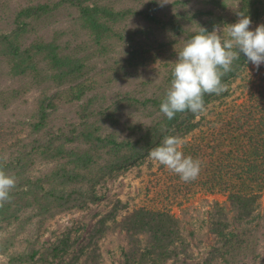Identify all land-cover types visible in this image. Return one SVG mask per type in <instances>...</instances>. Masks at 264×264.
<instances>
[{
    "label": "rangeland",
    "instance_id": "obj_1",
    "mask_svg": "<svg viewBox=\"0 0 264 264\" xmlns=\"http://www.w3.org/2000/svg\"><path fill=\"white\" fill-rule=\"evenodd\" d=\"M216 1L169 0L161 6L158 0H84L81 3L80 0H0V39L22 33V52L40 43L48 51L56 47L61 56L69 53L88 59L84 77L44 83L36 70H29L27 76H13L10 64L0 63V163L10 166L15 159L28 161V156H22L24 151L32 150L37 142L43 146L42 150L53 143L50 155L40 152L45 157L34 160L29 180L49 178L40 189L41 194L75 190L87 201L82 208L54 207L42 213L39 206H25L14 215L3 214L0 221L14 217L0 222V264H66L75 250L89 239L99 220L112 210H119L117 221H120L134 209L153 204L168 208L179 220L184 244L189 246L168 264H264V196L254 217L241 222L238 211L225 195H211L201 187L189 193V186L185 187L178 175L152 161L148 154L134 159L135 151L125 148L116 156L113 145L105 148L103 143L87 144L85 140L91 133L101 140L112 137L118 143H132L150 131L156 138L160 137L155 147L169 135L185 141L182 152L186 147L213 145L215 134L225 125L223 119L251 102L252 85L257 79V68L252 63L246 62L234 77L222 82L226 89L223 93L205 99L206 113L199 117L190 112L168 127L166 116L150 100L165 97L177 53L201 27L211 32L217 26L226 28L238 22L240 13L247 15L246 0ZM261 1L264 6V0ZM96 6L116 13L127 10L134 13L114 25L118 35L107 41L109 52L104 57L95 51L94 32L90 30L94 25L87 21L86 8ZM36 8L39 14L21 16L22 12ZM155 8L153 14L160 22L159 27L146 17ZM260 8L259 17H250L251 30L264 24V7ZM196 13L199 14L195 16ZM105 23L112 26L110 22ZM140 31L145 34L134 40L133 35ZM50 43L54 47H49ZM4 54L0 48V60ZM41 61H37L38 68L47 70V60ZM44 99L54 110L48 111L46 128L35 133L39 104ZM137 127L138 135L133 133ZM71 132L75 141L68 143L62 135L69 136ZM71 151L82 156L88 154L90 164L79 165L75 157L66 154ZM131 153V160L120 159ZM76 166L79 168L75 182L63 184L69 182V172L61 182L55 180L61 169L72 171ZM110 166L124 167L112 174L101 171ZM41 198L47 203L45 197ZM222 210L229 232L235 235L233 247H225L212 233L213 223L222 219ZM114 224L109 222L110 230L102 228L95 238L101 264H126L124 252L129 249V240ZM141 239L146 245L147 238ZM58 242L71 250L66 255H54L51 250ZM254 248L257 258L247 255ZM48 253L51 254L47 257Z\"/></svg>",
    "mask_w": 264,
    "mask_h": 264
},
{
    "label": "trees",
    "instance_id": "obj_2",
    "mask_svg": "<svg viewBox=\"0 0 264 264\" xmlns=\"http://www.w3.org/2000/svg\"><path fill=\"white\" fill-rule=\"evenodd\" d=\"M82 1L84 0H80V3ZM208 1L218 3L216 0ZM259 1L260 2L256 0H246L248 8L247 10L245 9V13L247 16H260V7L264 6L262 5V1ZM88 9L89 8H86V14L88 16L87 21L91 25H94V28L90 30L94 32L95 51L100 57L107 56L109 52V48L107 49V43L109 42L107 41H109V39L113 40V38L118 35L114 32V25L117 22L131 17L134 13L132 10L116 13L114 12L115 10H105L99 6L90 10ZM156 10L155 8L153 12H149L146 17L148 22L159 27L160 22L153 14ZM39 12V8L29 9L22 12L21 16L36 15L39 14ZM198 14L199 13H196L195 16ZM105 22H110L112 26L110 27ZM177 29H179L178 26ZM177 31H180V29ZM144 34V31H140L136 35H133V38L135 40L138 35ZM99 35L106 36L101 38ZM119 35L121 34L119 33ZM21 36L22 33H19L14 36H7L0 39V48L5 53L0 63L8 62L10 64V73L13 76H27L29 70H36V74L43 78L42 83H44L45 81L51 80L60 82L69 77L80 79L87 73L88 67L86 65V60L88 59L86 57L81 59L76 54L73 56L69 53L61 56L58 54L59 50L56 47L48 51V47L38 43L31 45L22 52V45L20 42ZM96 37L101 39L96 40ZM48 46L54 47V43H50ZM43 53L45 56L42 55ZM38 60L39 62L41 60H47L48 69L41 68L40 70L37 66L39 63H37ZM246 62L247 58L241 56L239 60L234 62L233 70L224 75L222 82L225 79L234 77L238 69ZM256 74L257 79L252 85L250 104L238 107V109L233 110L232 115L230 113L229 116L223 119L225 125L220 129L219 133L217 132V134H215L213 145L209 144L205 148H201L200 146L198 148L186 147L185 150H183L186 156H191L201 162V171L198 178L193 182L185 183V187L187 185L189 186V193L197 190V187H201V190L206 189L211 195H225L230 204L238 211L239 220L241 222L249 221L254 217V214L260 209V202L264 196V64L259 67ZM40 83L41 82H38L37 84L40 85ZM212 95H205L204 100ZM164 98L165 97L160 100L150 101L154 107L160 109V104ZM150 101L147 103H150ZM48 103L49 102L44 99L39 104L37 112L38 122L34 129L35 133H40L46 128L49 117L48 111L54 110V106ZM187 113L190 112L178 113L172 120H168L166 117V125L168 127L175 125V123H178L181 117ZM138 129V127L134 128L133 133L137 134ZM156 136L157 135L148 131L136 142L131 143L127 141L118 143L112 137L101 140L99 137L93 136V134L90 133L85 136V140L87 144H94L95 142H97V144L103 143L105 148L113 145L112 151L116 156H118L123 149L131 148V151H135V159L145 157L148 151L155 147L156 143H160V137L156 138ZM62 139L68 140V143H73L75 141L73 132H71L69 136L64 133ZM52 144L53 143H49L47 149L42 150L43 146L39 145L37 142L32 147V150L24 151L22 156H28L29 162L27 159L24 160L25 163L22 162L21 159H15L9 164L10 166L0 163V168L8 175L14 176L17 181L15 188L10 194V201L5 203L3 207H0V217L7 212H9L10 215H14L25 206H39L42 213H48L49 208L54 207L71 209L85 206L87 201L81 192L75 190L50 191L48 193L46 192V194H41L40 189L43 188L44 183H46L49 178L38 179L35 182L29 180V174H32V168L35 165L34 160L36 161L40 156L45 157L44 154L40 152L45 154L48 152L50 155ZM67 153L69 154L68 156L75 157L76 162L83 167H87L91 162V158L88 154L82 156L78 155L75 151L66 152V154ZM132 157L131 153L130 155L122 156L120 159L125 162L131 160ZM123 167L124 166L120 168L117 166H110V169L105 168L101 169V171L112 174L120 171ZM78 168V166L73 169L71 168L72 171L61 169L58 174L54 176L55 180L61 182L66 172H69V182L64 181L63 184L75 182L78 179L75 173ZM41 196L45 197L47 203L41 201ZM118 211L119 210L114 209L103 219L99 220V223L94 228L89 239L75 250L73 255L66 261V264H101L102 259L100 250L95 242V238L101 234L102 228L104 230H110L107 224L113 221L116 223L114 226L124 232L129 240V249L124 252L126 264H168L173 259L179 258L181 252H186L189 249V246L184 244L185 241L183 239L179 220L175 218L168 208H159L157 204H153L152 206H140L128 213L120 221H117ZM221 212L222 219L213 223L212 233L225 247H233L235 235L229 232L230 226L225 222V211L222 210ZM13 217L14 216L5 217L0 222H6ZM98 225H100V228ZM141 237L147 238L146 245L143 244ZM62 241L63 239L60 240V242ZM60 242L51 250V253L56 256L61 254L66 255L71 250L68 245L62 247ZM254 244H257V242ZM181 247H184V249ZM246 252L245 250V253ZM51 253H48L47 257ZM255 253L256 251L254 248L251 252H248L247 255H255ZM255 258H257V255H255Z\"/></svg>",
    "mask_w": 264,
    "mask_h": 264
},
{
    "label": "clouds",
    "instance_id": "obj_3",
    "mask_svg": "<svg viewBox=\"0 0 264 264\" xmlns=\"http://www.w3.org/2000/svg\"><path fill=\"white\" fill-rule=\"evenodd\" d=\"M158 2L163 6L169 0ZM239 17L238 22L226 28L217 26L211 32L201 27L177 53L170 87L160 104V112L168 120L174 119L178 113L204 115L205 95H220L226 90L222 78L233 70V64L241 54L257 70L264 64V24L251 30V18L243 13ZM184 143L181 137L165 136L160 146L148 151V156L189 183L198 178L201 162L182 152ZM16 183L14 176L0 168V207L10 201Z\"/></svg>",
    "mask_w": 264,
    "mask_h": 264
}]
</instances>
